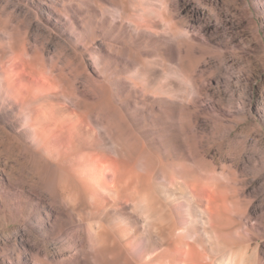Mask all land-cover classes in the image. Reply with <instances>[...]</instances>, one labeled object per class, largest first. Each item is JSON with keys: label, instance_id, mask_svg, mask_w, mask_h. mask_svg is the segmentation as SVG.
Returning a JSON list of instances; mask_svg holds the SVG:
<instances>
[{"label": "rangeland", "instance_id": "rangeland-1", "mask_svg": "<svg viewBox=\"0 0 264 264\" xmlns=\"http://www.w3.org/2000/svg\"><path fill=\"white\" fill-rule=\"evenodd\" d=\"M12 55L22 90L56 93L70 110L106 125L128 167L143 161L171 177L182 169L172 158L184 143L188 167L217 170L224 186L264 182L260 0H0L6 68ZM8 138L0 132L8 169L35 174L26 152L3 147ZM49 239L20 222L0 225V264H113L76 259Z\"/></svg>", "mask_w": 264, "mask_h": 264}, {"label": "bare ground", "instance_id": "bare-ground-1", "mask_svg": "<svg viewBox=\"0 0 264 264\" xmlns=\"http://www.w3.org/2000/svg\"><path fill=\"white\" fill-rule=\"evenodd\" d=\"M11 57L7 68L0 62V132L9 137L3 147L26 152L36 171L9 170L0 148V184L11 185L0 187V225L20 222L84 261L264 264V182L251 190L244 182L225 187L217 170L188 167L184 143L171 156L182 167L171 177L143 161L142 172L128 167L106 125L70 110L56 93L22 90Z\"/></svg>", "mask_w": 264, "mask_h": 264}]
</instances>
